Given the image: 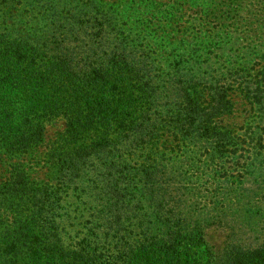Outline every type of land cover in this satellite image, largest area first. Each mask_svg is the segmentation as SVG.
I'll list each match as a JSON object with an SVG mask.
<instances>
[{
  "label": "trees",
  "instance_id": "16d2710c",
  "mask_svg": "<svg viewBox=\"0 0 264 264\" xmlns=\"http://www.w3.org/2000/svg\"><path fill=\"white\" fill-rule=\"evenodd\" d=\"M203 1L0 0V264H264V239L201 250L199 220L165 199L164 155L180 142L228 178L226 199L233 170L264 191V75L250 84L235 67L210 79L192 49L165 70L150 61L167 41L163 21L185 4L203 12L199 23L214 19ZM228 80L249 104L235 136L215 124L231 106ZM55 118L63 129L44 144ZM261 205L240 212L241 228Z\"/></svg>",
  "mask_w": 264,
  "mask_h": 264
},
{
  "label": "rangeland",
  "instance_id": "374dc122",
  "mask_svg": "<svg viewBox=\"0 0 264 264\" xmlns=\"http://www.w3.org/2000/svg\"><path fill=\"white\" fill-rule=\"evenodd\" d=\"M158 4H168L179 2V0H154ZM238 0L228 9L213 8L212 3L203 1L202 5H210L209 11L214 12V19L208 23H199L197 20L202 18L203 12L200 8L190 4H185L183 10L176 15L177 18L171 22L162 23V30L167 31L166 43L156 46L150 55V61L155 64L157 69L165 70L169 63L177 58V53L186 56V49L193 50L195 57L206 66L207 77L218 79L219 75L225 73L227 69L241 67L247 69L240 72L244 76L242 81L260 79L264 75V0ZM208 8L204 9L207 11ZM212 9V11L210 10ZM198 13V15H196ZM164 23L167 24L164 27ZM159 34L161 36L162 31ZM152 36V35H150ZM150 42V39H147ZM177 41L182 43L177 47ZM151 41L150 43H152ZM179 42V43H180ZM173 47H176V50ZM194 54V53H193ZM192 56V54L190 55ZM189 57V56H188ZM243 59L245 63L235 65L234 59ZM235 85L229 93L230 109L215 121L219 127L232 130L233 136L239 132L248 115V101L238 92ZM63 129V120L55 118L44 125V144H49L56 138L57 133ZM169 153L164 155V160L168 163V170L164 173V180H172L168 188L165 199L167 202L176 201L181 210L193 219H198L202 225V245L201 250L219 252L224 244L233 238L237 242L246 245L256 246L264 239V215L259 216L253 222L256 225L241 228V211L248 215V212L257 207L262 209L264 203V191L257 188L256 181L250 175H241L236 170L230 171V187L232 194L239 199H226L221 189L222 171L218 169L221 165L213 166L218 169V174L214 175L202 167L206 154L197 152L192 144L175 143ZM241 163V162H240ZM35 177L41 179L45 171L41 165V154L33 160ZM242 180L241 185L238 178ZM220 176V177H219ZM87 177L83 181H86ZM162 181V180H161ZM159 181V182H161ZM177 182V185H176ZM86 184V183H84ZM223 189L226 190L224 184ZM237 190V191H236ZM69 192V190H68ZM191 193V194H190ZM213 198V199H212ZM253 214V213H252ZM263 231V232H262Z\"/></svg>",
  "mask_w": 264,
  "mask_h": 264
}]
</instances>
